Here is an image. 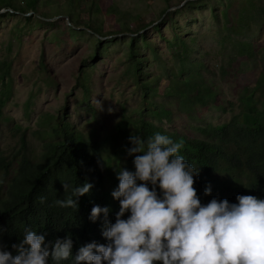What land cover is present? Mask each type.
<instances>
[{"label": "rangeland", "instance_id": "374dc122", "mask_svg": "<svg viewBox=\"0 0 264 264\" xmlns=\"http://www.w3.org/2000/svg\"><path fill=\"white\" fill-rule=\"evenodd\" d=\"M94 1L40 0L35 11L0 9V64L9 65L4 81L13 85L0 115V153L12 159L0 197L17 173L22 134L26 153L39 157L53 117L94 139L119 142L116 125L130 118L131 130L140 117L204 138L199 127L238 113L244 88L264 65V0ZM236 41L250 43L255 54L239 56ZM181 82L204 101L184 105L176 95L186 86ZM122 165H129L127 156ZM118 184L107 182L110 209Z\"/></svg>", "mask_w": 264, "mask_h": 264}, {"label": "trees", "instance_id": "16d2710c", "mask_svg": "<svg viewBox=\"0 0 264 264\" xmlns=\"http://www.w3.org/2000/svg\"><path fill=\"white\" fill-rule=\"evenodd\" d=\"M39 1L24 0L25 6H21L16 0H0V9L7 7L14 11H35ZM72 1L76 3L79 0ZM88 27L96 30L91 25ZM234 47L238 49L239 56L250 57L256 52L247 42L236 41ZM9 68L6 62L0 64L3 81L0 115L13 91L11 80L4 81ZM181 84L186 86L176 91V95L184 105H190L199 95L186 82ZM208 92L214 98L213 91ZM199 99L204 101L203 96ZM147 109L159 116L170 115V111L164 108ZM130 124V118H124L116 125V135L120 138L118 142L113 140L116 139L114 137L94 139L86 136L72 123L58 116L53 117L48 129L49 139L45 138L44 149L37 158L25 151L28 143L24 132L20 138L24 152L17 173L0 197V244L4 245V249L15 254L12 245L19 243L27 229L45 234L46 243L71 237L73 257L60 264H74V256L79 248L88 243L95 241L106 244L102 236L105 227L103 216L96 222L89 217L93 206L108 207L107 182L109 185L110 179H117V171L124 168L122 163L125 156L129 161L126 169L135 171V157L127 153L132 146L129 143L130 135H138L146 141L159 132L168 135L174 142H182L180 154L199 173L194 177V187L202 204H207L213 198L237 203V195H254L264 199V65L254 84L244 88L239 98L238 113L227 122L199 127L204 138L167 131L145 117L136 120L131 130ZM11 165L12 159L0 153V184L9 175ZM86 182L93 187L88 194L79 198L77 210L56 205L58 199L71 197L72 191ZM63 184L69 185L67 191ZM208 186L211 187V194L205 196L204 191ZM157 191L159 193V188ZM114 201V208L110 209L108 215L111 223L115 222L119 211V202ZM128 215L126 213L124 218ZM49 264L55 262L50 260Z\"/></svg>", "mask_w": 264, "mask_h": 264}, {"label": "clouds", "instance_id": "9594fccd", "mask_svg": "<svg viewBox=\"0 0 264 264\" xmlns=\"http://www.w3.org/2000/svg\"><path fill=\"white\" fill-rule=\"evenodd\" d=\"M129 143L135 171H117L115 222L108 221L107 206H93L89 217L103 216L107 243L80 247L74 264H264V199L237 195V203L213 198L202 204L194 187L199 173L180 154L182 142L157 132L146 141L130 135ZM92 187L86 182L55 203L77 210ZM210 194L208 186L204 195ZM12 248L15 254L0 244V264H60L73 257L70 236L46 243L45 234L31 229Z\"/></svg>", "mask_w": 264, "mask_h": 264}, {"label": "water", "instance_id": "95a60500", "mask_svg": "<svg viewBox=\"0 0 264 264\" xmlns=\"http://www.w3.org/2000/svg\"><path fill=\"white\" fill-rule=\"evenodd\" d=\"M177 7V6H176ZM11 10V9H10ZM0 12H2V11H0Z\"/></svg>", "mask_w": 264, "mask_h": 264}]
</instances>
